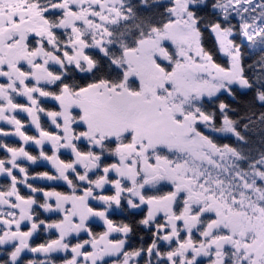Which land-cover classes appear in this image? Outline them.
Returning <instances> with one entry per match:
<instances>
[{
  "label": "snow or ice",
  "instance_id": "1",
  "mask_svg": "<svg viewBox=\"0 0 264 264\" xmlns=\"http://www.w3.org/2000/svg\"><path fill=\"white\" fill-rule=\"evenodd\" d=\"M253 137L264 0H0V264H264Z\"/></svg>",
  "mask_w": 264,
  "mask_h": 264
},
{
  "label": "trees",
  "instance_id": "2",
  "mask_svg": "<svg viewBox=\"0 0 264 264\" xmlns=\"http://www.w3.org/2000/svg\"><path fill=\"white\" fill-rule=\"evenodd\" d=\"M165 2H167V0H165ZM209 46H211V45H209ZM221 63H223V60H221ZM49 107H51V103L49 104ZM4 127V126H3ZM28 131L30 132V134L31 133H33L30 129H28ZM3 139H6V140H13V139H8V138H3ZM15 141V143L16 144H19L20 142L19 141H17V140H14ZM252 144L251 145H249V146H245L246 148L247 147H251L252 148V150H253V154H255V152H256V150L257 149H259V148H261V147H264V146H262V145H260L259 144V142H258V140H257V138H255V137H253L252 138ZM218 143H229V141L228 140H218L217 141ZM231 143H235V141L233 140V141H231ZM31 147V146H30ZM32 150H33V152L34 153H38V149H36V147L35 148H32ZM0 155H3L2 153H0ZM35 166H37V167H35ZM30 171L33 173V174H35V172H42V171H51V170H48V169H45V168H43V167H39L38 165H31L30 166ZM35 184H37V185H39V186H42V187H46V188H50V186H46L45 184H38V183H35ZM24 192H26L27 190H23ZM57 191H63V190H61V189H57ZM121 218H118V220H120ZM57 237V236H56ZM53 234H49L48 235V238H45V234H44V232H40L38 235H37V237H35L34 239H32L29 243L32 245V246H38L39 244H41V243H45V242H47V241H49L50 239H54V238H56ZM148 240V237L147 236H145V241H147ZM73 242H75V240H73ZM140 243H141V240H140V236L139 235H136V236H134V237H132V239H131V241H130V244L128 245V247L129 248H135V247H138L139 245H140ZM24 257H26L27 259H33V260H42V259H45L46 257H41V256H39V255H36V254H34V253H30V252H28V253H23L22 254ZM65 253L63 254L62 253V255L61 256H55V255H52L51 256V258L53 259V261L55 262V264H63V258L65 257ZM67 255H69L70 256V254H67ZM4 258V256H3V253H1L0 254V260H2Z\"/></svg>",
  "mask_w": 264,
  "mask_h": 264
},
{
  "label": "flooded vegetation",
  "instance_id": "3",
  "mask_svg": "<svg viewBox=\"0 0 264 264\" xmlns=\"http://www.w3.org/2000/svg\"><path fill=\"white\" fill-rule=\"evenodd\" d=\"M4 127H9L8 125H3ZM31 148H35L34 146H31ZM45 169H48V170H51V168H50V166L49 165H46L45 164ZM48 186H50V187H55V189L57 190V189H61V190H63V191H66V186H57V185H55L53 182L52 183H50V184H47ZM48 215H51V218L52 219H58V218H60L59 217V215L58 214H47V216ZM119 216H117V217H114V219H116V218H118ZM99 230L100 231H102L103 229H102V227H99ZM54 236L56 237L57 235H58V233L54 230ZM35 236H37V234L36 235H34L33 237H35Z\"/></svg>",
  "mask_w": 264,
  "mask_h": 264
},
{
  "label": "rangeland",
  "instance_id": "4",
  "mask_svg": "<svg viewBox=\"0 0 264 264\" xmlns=\"http://www.w3.org/2000/svg\"><path fill=\"white\" fill-rule=\"evenodd\" d=\"M10 127V126H9ZM39 181V180H38ZM41 182H44L45 183V181H42V180H40ZM51 231H53V230H51ZM25 253H28V252H25ZM35 254H37V253H35ZM38 255V254H37Z\"/></svg>",
  "mask_w": 264,
  "mask_h": 264
},
{
  "label": "bare ground",
  "instance_id": "5",
  "mask_svg": "<svg viewBox=\"0 0 264 264\" xmlns=\"http://www.w3.org/2000/svg\"><path fill=\"white\" fill-rule=\"evenodd\" d=\"M2 252H0V254H1Z\"/></svg>",
  "mask_w": 264,
  "mask_h": 264
},
{
  "label": "water",
  "instance_id": "6",
  "mask_svg": "<svg viewBox=\"0 0 264 264\" xmlns=\"http://www.w3.org/2000/svg\"><path fill=\"white\" fill-rule=\"evenodd\" d=\"M43 254V253H42Z\"/></svg>",
  "mask_w": 264,
  "mask_h": 264
}]
</instances>
